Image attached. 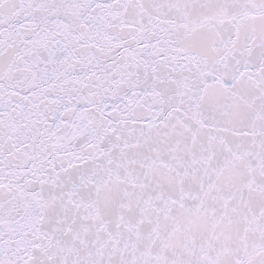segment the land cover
Returning <instances> with one entry per match:
<instances>
[{"label":"snow or ice","instance_id":"snow-or-ice-1","mask_svg":"<svg viewBox=\"0 0 264 264\" xmlns=\"http://www.w3.org/2000/svg\"><path fill=\"white\" fill-rule=\"evenodd\" d=\"M0 264H264V0H0Z\"/></svg>","mask_w":264,"mask_h":264}]
</instances>
